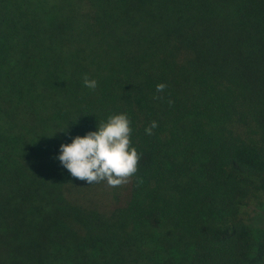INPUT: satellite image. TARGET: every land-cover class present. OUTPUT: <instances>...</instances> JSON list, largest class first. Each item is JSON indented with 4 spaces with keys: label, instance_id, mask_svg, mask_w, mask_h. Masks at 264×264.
Here are the masks:
<instances>
[{
    "label": "trees",
    "instance_id": "16d2710c",
    "mask_svg": "<svg viewBox=\"0 0 264 264\" xmlns=\"http://www.w3.org/2000/svg\"><path fill=\"white\" fill-rule=\"evenodd\" d=\"M114 114L137 172L73 178L60 146ZM253 191L264 0H0V264H264Z\"/></svg>",
    "mask_w": 264,
    "mask_h": 264
},
{
    "label": "clouds",
    "instance_id": "9594fccd",
    "mask_svg": "<svg viewBox=\"0 0 264 264\" xmlns=\"http://www.w3.org/2000/svg\"><path fill=\"white\" fill-rule=\"evenodd\" d=\"M83 82L89 89L97 87V81L87 75ZM166 88V84L160 83L156 91L163 93ZM130 124L126 114L111 115L106 122H99L97 131L76 136L70 144H62L56 159L73 178L90 185L106 182L109 187H118L126 184L137 172L140 159L136 148L131 146ZM156 127L157 123L151 122L145 129L146 134L152 135Z\"/></svg>",
    "mask_w": 264,
    "mask_h": 264
},
{
    "label": "rangeland",
    "instance_id": "374dc122",
    "mask_svg": "<svg viewBox=\"0 0 264 264\" xmlns=\"http://www.w3.org/2000/svg\"><path fill=\"white\" fill-rule=\"evenodd\" d=\"M253 193L254 196L249 199L252 200L249 202V206H243L242 210L250 215L264 217V194L258 191H253ZM248 217L249 215H247V219Z\"/></svg>",
    "mask_w": 264,
    "mask_h": 264
}]
</instances>
